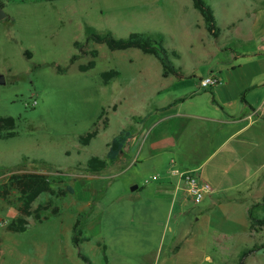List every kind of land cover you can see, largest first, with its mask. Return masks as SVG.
Wrapping results in <instances>:
<instances>
[{"label": "rangeland", "instance_id": "obj_1", "mask_svg": "<svg viewBox=\"0 0 264 264\" xmlns=\"http://www.w3.org/2000/svg\"><path fill=\"white\" fill-rule=\"evenodd\" d=\"M206 3L220 31L217 38L205 30L191 0H0L4 14L0 19V75L4 78L0 118L16 120V135L0 139V185L12 174L39 173L48 178L54 192L67 188L73 192L63 197L41 194L32 208L48 198L52 207L41 212V222L30 216L21 234L5 230L19 216V195L12 191L0 198V264H86L78 251L90 264H105L103 245L107 247L104 255L113 264H151L147 255L154 252L146 250H153L159 241L161 215L148 219L146 212L139 214L131 203L122 206L117 198L129 192L131 184L142 189L146 175L141 164L148 142L143 143L151 130L154 134L155 121L176 110L175 100L199 91V80L211 71L236 66L229 54L247 49L242 37L251 31L254 15L264 10V0ZM85 27L109 32L115 39L131 33L162 35L173 71L137 49L110 51L104 44L86 41ZM74 42L81 48L75 49ZM92 50L98 53L94 68L80 72L78 66L91 60L83 53ZM74 55L77 58L70 63ZM109 70L119 75L104 86L100 75ZM210 98L195 101L211 103ZM93 129H98V135L82 146L79 138ZM122 130L138 137L136 146L126 152L122 163L109 164L90 182L87 160L104 159L107 145ZM131 160L138 161L130 164ZM253 205V215L264 207L260 202ZM54 207L58 208L55 214ZM255 216L250 218L264 219ZM76 220L80 238L88 239L79 249L70 241ZM145 224L151 235L142 251L138 232ZM263 243L264 226L253 224L245 235L228 243L224 253L212 252V264H239L242 250ZM118 251L124 252V259L117 256ZM138 254L144 257L139 259ZM243 264H264V249L243 259Z\"/></svg>", "mask_w": 264, "mask_h": 264}, {"label": "crops", "instance_id": "obj_2", "mask_svg": "<svg viewBox=\"0 0 264 264\" xmlns=\"http://www.w3.org/2000/svg\"><path fill=\"white\" fill-rule=\"evenodd\" d=\"M263 13L260 10L254 15L251 31L242 37L247 49L229 54L230 63L237 61L236 66L210 72L218 80L209 88L211 93L201 89L188 93L174 101L179 103L175 111L168 115L166 111L155 121L154 134L151 130L143 143L148 142L141 164L146 175L142 189L131 184L136 189L117 198L122 206L131 203L139 214L146 212L148 219L161 215L160 237L153 250L145 249L150 226L145 224L138 232L140 250L154 252L149 257L145 253L151 264H212V252L224 253L228 243L248 232L250 215L264 217V207L250 214L254 203L264 204ZM208 95L211 103L195 101ZM137 140L132 136L113 164L122 163ZM173 168L198 175L208 183L210 192L193 202L172 174ZM95 174L86 177L92 182L98 178ZM103 248L107 251V247L101 246L104 257ZM123 253L118 251L117 256L124 259ZM105 264L113 263L108 259Z\"/></svg>", "mask_w": 264, "mask_h": 264}, {"label": "trees", "instance_id": "obj_3", "mask_svg": "<svg viewBox=\"0 0 264 264\" xmlns=\"http://www.w3.org/2000/svg\"><path fill=\"white\" fill-rule=\"evenodd\" d=\"M41 1V0H40ZM43 1H53V0H43ZM192 7L201 16L205 30L214 38L219 36V29L216 26V20L212 8L206 3V0H191ZM86 41H92L96 44H104L106 48L110 51H124L128 49H137L145 55H151L160 60L164 68H168L173 71V67L170 64V53L163 46L162 35H145L142 33H131L126 38L115 39L109 32L98 33L91 27H85ZM73 47L75 49H80V44L74 42ZM91 60L85 64L78 66L80 72H86L91 70L95 66L94 59L97 57V51L92 50L87 53ZM172 56H176V53H172ZM77 56L74 55L70 58V63L76 60ZM60 71V69H58ZM119 73L115 70H109L103 72L100 75L102 84L104 86L108 85L111 80L117 78ZM163 77H167V71H163ZM202 92L211 93V90H203ZM103 111L98 117V120L102 117ZM95 127V124H94ZM106 123L104 122V127ZM16 120L12 117L0 118V139H9L16 135ZM98 135V129H93L86 133L84 136L79 138V143L82 146H87L91 140H93ZM132 137V132L129 130H122L117 136H115L111 142L107 145V153L104 159H99L98 157H91L86 162V170L90 173H99L104 170L109 164L115 163L120 153L123 152L126 143ZM12 191L17 192L19 195L18 200L20 206L18 208L19 216L12 220L6 225L5 230L12 234H21L27 230L28 221L30 216H33L36 220L41 222V212L49 210L52 207L51 198H48L43 204H38L35 209L32 208L33 203L36 199L43 193H50L53 196L63 197L66 192L73 193L72 189L67 188L66 190H59L54 192L50 187V181L48 178L39 173H23V174H12L8 177L6 182L0 185V198L5 199L8 194ZM53 214L58 212V208L54 207L52 209ZM79 216V215H78ZM252 228L253 224H260L264 226L263 220H256L250 218ZM78 220L72 226V235L70 238L71 244L74 248L79 249L83 242H87L88 239H81V232L78 229ZM264 248V243L261 245H253L250 248H246L241 251L239 264H243V259L255 254L257 251ZM104 251V248H103ZM78 257L90 264L89 259L84 256L80 251L77 253ZM106 263L107 259L103 257Z\"/></svg>", "mask_w": 264, "mask_h": 264}, {"label": "built area", "instance_id": "obj_4", "mask_svg": "<svg viewBox=\"0 0 264 264\" xmlns=\"http://www.w3.org/2000/svg\"><path fill=\"white\" fill-rule=\"evenodd\" d=\"M218 84L215 77L209 76L199 80V88L201 90L209 89ZM35 104V102H34ZM174 162L171 161L173 167ZM172 174L177 176L179 182L183 185L185 193L192 199L193 202L201 201L205 195L210 192V186L207 182L202 180L198 175H194L190 171L172 169Z\"/></svg>", "mask_w": 264, "mask_h": 264}, {"label": "water", "instance_id": "obj_5", "mask_svg": "<svg viewBox=\"0 0 264 264\" xmlns=\"http://www.w3.org/2000/svg\"><path fill=\"white\" fill-rule=\"evenodd\" d=\"M4 18V14L2 13V11L0 10V19H3ZM0 84H4V78L3 76L0 75ZM136 189V186L132 187L131 190H135Z\"/></svg>", "mask_w": 264, "mask_h": 264}]
</instances>
